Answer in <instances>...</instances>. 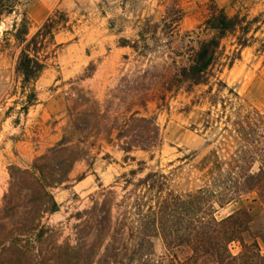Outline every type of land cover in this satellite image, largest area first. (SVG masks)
<instances>
[{
    "label": "rangeland",
    "instance_id": "374dc122",
    "mask_svg": "<svg viewBox=\"0 0 264 264\" xmlns=\"http://www.w3.org/2000/svg\"><path fill=\"white\" fill-rule=\"evenodd\" d=\"M43 1L48 0H0V203L10 168L29 167L62 139L73 88L89 92L103 111L110 112L111 123L116 116L130 117L137 111L155 117L163 146L150 161L143 152L126 159L117 145L97 141L89 158L76 166L72 186L55 191L61 210L50 217L51 225L65 222L88 204L99 185L114 184L140 161L173 172L174 189L180 193L207 185L219 192L261 174L264 52L259 50L264 23L256 36L260 41L243 50L233 67L217 73L213 90L203 86L192 94L181 91L164 99L163 88L175 71L166 51L184 53L195 46L187 34L197 30L214 6L229 16H261L264 22V0H52L60 5L49 16L60 10L65 17L56 19L54 37H47V69L38 81L25 83L17 73L23 47L16 44L15 28L28 21L30 41L47 21L37 23L33 16ZM231 43L224 41L227 54L234 50ZM134 46L151 52L140 57ZM178 61L186 64V58ZM81 177L84 180L77 182ZM256 185L243 186L244 192L223 208L217 206L216 213L222 221L240 210L249 212L254 221L244 235L248 244L264 235V202ZM230 250L239 256L241 244L233 243ZM155 253L158 258L169 255L161 239L155 241Z\"/></svg>",
    "mask_w": 264,
    "mask_h": 264
},
{
    "label": "trees",
    "instance_id": "16d2710c",
    "mask_svg": "<svg viewBox=\"0 0 264 264\" xmlns=\"http://www.w3.org/2000/svg\"><path fill=\"white\" fill-rule=\"evenodd\" d=\"M58 17L65 14L56 10L30 41L28 21L15 28L16 44L23 47L17 73L25 83L38 81L47 69L43 53L48 35L54 37L57 30ZM263 23L261 16H229L214 6L197 30L187 34L195 46L184 53L166 51L175 71L163 88L164 99L181 91L192 94L203 86L213 90L217 73L233 67L243 50L260 41L256 36ZM228 39L234 47L229 54L224 46ZM260 42L259 51L264 52V41ZM133 49L140 57L151 52ZM179 58H186V64L180 65ZM68 100L69 122L62 139L29 167L10 168L0 203V264H264L259 242L264 246V235L253 238L251 244L244 239L254 221L249 212L240 210L222 221L216 218L217 206L235 201L251 182L259 184L264 202V166L260 175L248 177L245 184L237 181L231 189L218 192L214 185H207L180 193L174 189L173 172L167 174L140 161L114 184L99 185L88 204L65 222L49 224L50 217L61 210L55 191L72 186L76 166L89 158L97 141L117 145L126 159L143 152L150 155V161L163 146L155 117L137 111L130 117L116 116L111 123L110 112L103 111L84 89H71ZM157 239L164 243L168 258L156 256ZM233 243L241 244L239 256L230 250Z\"/></svg>",
    "mask_w": 264,
    "mask_h": 264
},
{
    "label": "crops",
    "instance_id": "0c3cea01",
    "mask_svg": "<svg viewBox=\"0 0 264 264\" xmlns=\"http://www.w3.org/2000/svg\"><path fill=\"white\" fill-rule=\"evenodd\" d=\"M59 2L48 0V1H43V3H39V5H38L39 10H38V12L34 13V15H33L34 20L37 23H40V22H43L46 19H48L49 18V12L51 10L55 9L56 7H58L60 5Z\"/></svg>",
    "mask_w": 264,
    "mask_h": 264
}]
</instances>
